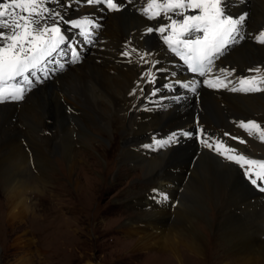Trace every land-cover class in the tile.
Masks as SVG:
<instances>
[{
    "label": "bare ground",
    "instance_id": "6f19581e",
    "mask_svg": "<svg viewBox=\"0 0 264 264\" xmlns=\"http://www.w3.org/2000/svg\"><path fill=\"white\" fill-rule=\"evenodd\" d=\"M55 3L64 14L80 7L78 0H46L45 6ZM247 9L252 12L250 30L263 26L264 0H251ZM104 25L101 35L106 39L109 51L105 47V50L97 51L96 55L87 57L80 66L70 68L59 78L60 84H46L30 93L20 108L0 107V188L6 194L8 218L15 222L32 211L27 198L32 190L28 183L33 177L28 164L32 157L34 163L35 158L41 160L39 165H43V177V170L48 165L49 169L56 167L53 159L56 156L63 157L69 164L65 177L80 174V164H84L83 167L92 174L97 171L88 161L91 159L100 165L94 153L106 159L104 150L100 149L102 151L99 152L90 146L89 140L73 142L71 139L73 137L75 140L76 137L77 140V134H86L87 130L99 124L100 129L93 133L95 141L97 138L102 141L111 138L116 144L119 139L124 154L134 162L143 161L141 169L144 177H153L150 188H156L155 192L146 194L138 201L146 210L125 223L124 231L138 236L136 249L139 252L154 248L165 250L174 256L173 261L185 264L182 254L192 262L194 258L205 259L210 243V257L221 264L227 261V264H251L256 256L260 257V263H264V192H253L242 170L234 163L223 160L215 150L198 155L204 145L194 147L184 135H179V140L187 142L185 147L171 148L161 155L151 154V157L145 154L152 133L172 130L174 134L184 133L174 130L192 124L194 114L199 111L193 102L184 106L173 105L171 108L170 103H165L167 111L155 115L146 110L150 106L147 102L151 90V86L145 83L147 75H142L141 68L134 65L116 63L120 46L129 38L141 45L154 42L153 38L148 42L147 38L143 41L140 39L141 28L146 22L136 14L122 11L108 16ZM226 63L239 69L264 64V45L243 43L227 56ZM62 98L68 101L73 111L70 115L65 112ZM202 106L201 119L205 124L203 128L210 132V142H224L216 131L231 128L229 120L248 119L262 114L260 119L264 121V94L224 95L223 100H219L205 93ZM48 120L51 122L47 123ZM92 121L98 124L94 126ZM115 123L128 126H114ZM46 130L53 135H46ZM227 132L228 135H224L226 145L240 149L249 156V149L264 152V146L252 145L248 148L247 144L230 141L228 136L236 135V132L232 129ZM191 141L195 139L191 138ZM76 143L82 144L87 157L75 149ZM100 146L104 148L103 144ZM26 147L31 150L32 157L27 155ZM36 148L41 152L39 155L35 153ZM149 150L152 151V147ZM194 156H197V160L191 169ZM171 167L179 169L180 173L170 172ZM188 172L190 178L184 184L186 193L185 199H182L184 191L179 190ZM169 177H180L175 179L178 182L177 190H172L167 182ZM78 189L76 191L80 192V187ZM226 197L230 207H226L229 205ZM175 205L177 207L173 208ZM171 214L175 217L169 225ZM203 228L215 236L209 234L207 238ZM22 263L25 262H17Z\"/></svg>",
    "mask_w": 264,
    "mask_h": 264
},
{
    "label": "rangeland",
    "instance_id": "374dc122",
    "mask_svg": "<svg viewBox=\"0 0 264 264\" xmlns=\"http://www.w3.org/2000/svg\"><path fill=\"white\" fill-rule=\"evenodd\" d=\"M92 122L94 126L98 124ZM114 126L128 125L115 123ZM99 129L98 124L86 134H77L76 141L73 137L71 139L73 142L89 140L90 146L99 152L104 150L106 159L94 153L100 165L88 158L89 164L97 170L94 174L80 164L83 167L80 174L65 177L69 164L63 157L56 156L53 158L56 167L49 169V165L45 166L43 177V165H39L41 160L35 158L34 163L32 152L26 147L27 155L32 157L28 163L33 171V177L28 182L32 190L27 195L32 211L25 218L12 222L7 215L6 194L0 188V264H17L18 261L25 262L22 264H178L173 261L174 256L165 250L154 248L139 252L136 249L138 236L124 231L125 223L146 210L137 201L150 192L148 188L152 186L153 177H144L141 169L143 161L134 162L124 154L119 139L116 144L111 138L105 141L97 138L95 141L93 133ZM75 149L88 155L81 143H76ZM35 153L39 155L41 152L36 148ZM189 178L186 177L184 182H188ZM79 187L81 191L77 192ZM185 193L182 199H185ZM226 201L229 203L226 207H230L227 197ZM174 217L171 214L169 225ZM212 217L217 219L215 215ZM203 233L207 238L209 234L215 236L206 228H203ZM210 247L209 243L206 258L202 260L194 258L192 262L182 254L184 263L221 264L210 257ZM259 260L260 257L256 256L251 264H264Z\"/></svg>",
    "mask_w": 264,
    "mask_h": 264
},
{
    "label": "snow or ice",
    "instance_id": "6c2138e0",
    "mask_svg": "<svg viewBox=\"0 0 264 264\" xmlns=\"http://www.w3.org/2000/svg\"><path fill=\"white\" fill-rule=\"evenodd\" d=\"M85 2L119 11L118 4L122 0ZM45 3L46 0H0V103L23 100L33 87L30 75L47 74V63L54 53L62 50L61 45L67 43L61 24L80 30L84 36L89 35L85 26H92L90 20H65L61 12L50 10ZM144 13L148 19L161 17V26L157 30L164 43L179 56L188 71L204 78L192 84L183 83L182 87L190 88L194 93L200 85L242 93L264 91V72L260 68L250 69L254 75L241 77L237 81L227 80L230 74L228 70L216 69V60L230 45L237 42L246 19L245 15L233 18L227 14L225 0H150ZM49 18L51 23L48 22ZM165 20L168 22L166 25ZM169 29V34L164 35ZM147 31L152 33L153 28L149 27ZM256 42L264 45V32L256 37ZM72 55L75 57L77 53L73 50ZM146 55H142L141 59ZM156 63L158 61L152 66L155 67ZM157 71L167 70L160 68ZM146 75L149 83L155 82L151 72ZM239 126L247 130L249 135L258 134L259 139L264 141V129L260 123L248 121L241 122ZM179 135L190 136L191 133L172 134L167 139L155 141V145L167 147L178 143ZM200 135L205 147L215 150L227 161L237 165L251 185L264 192V160L250 158L222 140L210 142L203 129H200Z\"/></svg>",
    "mask_w": 264,
    "mask_h": 264
}]
</instances>
